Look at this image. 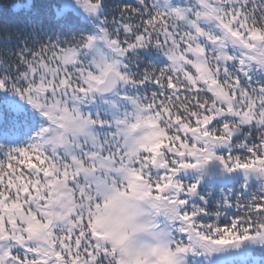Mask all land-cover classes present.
Segmentation results:
<instances>
[{
  "label": "snow or ice",
  "instance_id": "obj_1",
  "mask_svg": "<svg viewBox=\"0 0 264 264\" xmlns=\"http://www.w3.org/2000/svg\"><path fill=\"white\" fill-rule=\"evenodd\" d=\"M0 264H264V0L0 16Z\"/></svg>",
  "mask_w": 264,
  "mask_h": 264
},
{
  "label": "trees",
  "instance_id": "obj_2",
  "mask_svg": "<svg viewBox=\"0 0 264 264\" xmlns=\"http://www.w3.org/2000/svg\"><path fill=\"white\" fill-rule=\"evenodd\" d=\"M24 2V0H0V16L5 20H14L17 15V10L12 9L14 2Z\"/></svg>",
  "mask_w": 264,
  "mask_h": 264
},
{
  "label": "rangeland",
  "instance_id": "obj_3",
  "mask_svg": "<svg viewBox=\"0 0 264 264\" xmlns=\"http://www.w3.org/2000/svg\"><path fill=\"white\" fill-rule=\"evenodd\" d=\"M23 3L24 2L17 1V2H14L11 7L13 10H18Z\"/></svg>",
  "mask_w": 264,
  "mask_h": 264
}]
</instances>
